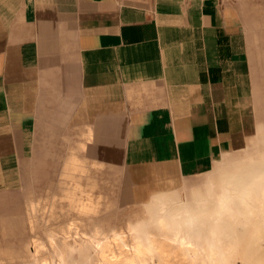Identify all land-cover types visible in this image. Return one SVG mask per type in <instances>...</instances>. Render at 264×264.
<instances>
[{"label": "crops", "instance_id": "1", "mask_svg": "<svg viewBox=\"0 0 264 264\" xmlns=\"http://www.w3.org/2000/svg\"><path fill=\"white\" fill-rule=\"evenodd\" d=\"M245 1L0 0V195L64 185L120 214L244 149Z\"/></svg>", "mask_w": 264, "mask_h": 264}, {"label": "bare ground", "instance_id": "2", "mask_svg": "<svg viewBox=\"0 0 264 264\" xmlns=\"http://www.w3.org/2000/svg\"><path fill=\"white\" fill-rule=\"evenodd\" d=\"M255 144L260 145L255 155L247 154L242 162L226 161L208 175L213 197L211 215L196 218L198 224L190 217L189 225V230L202 239L201 246L186 245L165 234L158 240L147 233L136 235L131 221L126 227L129 239L127 231L115 226L109 229L94 221L90 232L82 236L76 233L73 241L67 236L59 241V231L51 230L47 242L38 239L30 246L26 244L24 254L37 261L50 247L59 264H264V140ZM86 201L73 204L95 212L94 200L90 197ZM156 222L162 229L167 225L164 216L159 215ZM59 230L71 233L70 228ZM75 252L80 255L77 261L71 259ZM17 256L13 248L0 249V264ZM41 264L51 261L44 258Z\"/></svg>", "mask_w": 264, "mask_h": 264}, {"label": "rangeland", "instance_id": "3", "mask_svg": "<svg viewBox=\"0 0 264 264\" xmlns=\"http://www.w3.org/2000/svg\"><path fill=\"white\" fill-rule=\"evenodd\" d=\"M242 11L246 18V29L253 53L254 93L258 119L257 132L249 139L246 147L241 151L220 156L190 171L181 187L171 194L158 197L142 208H133L120 214L116 207L108 205L107 198L103 202L102 197L96 205L95 212L75 206L74 202H79L84 198V194L86 197L90 192L79 195L74 192L75 190L66 192L64 185H61L60 189L58 185L55 192L54 187L50 185L46 193H35L30 188L19 195H0V249L13 248L18 253L13 261H5L4 264H41L44 258H49L51 264H59L57 255L50 247H47V252L41 258L34 261L24 254L26 244L30 246L38 239L47 242L49 232L54 229L59 231V241L66 236L73 241L76 233L77 236H82L90 232L94 221L109 229L115 226L117 230L127 231V235L130 234L128 229L126 230L127 223L131 221L132 228L136 229L134 232L136 235L143 236L147 233L158 240L162 234H165L186 245H202V239L194 231L189 230V225L190 217H194V223L198 224L196 218L207 219L211 215L213 197L208 175L219 169L226 161L233 159L242 162L247 154L255 155L260 149V145L255 143L264 140V0H247L243 4ZM253 137L257 142L253 143ZM60 174L58 170L55 175L59 184L66 178L63 173L62 176ZM159 215L167 220L164 229L156 222ZM74 220L79 221L73 223ZM69 228L71 233L68 235L62 234L59 230ZM78 238L77 241H80L81 239ZM71 259L79 260V253L75 252Z\"/></svg>", "mask_w": 264, "mask_h": 264}]
</instances>
